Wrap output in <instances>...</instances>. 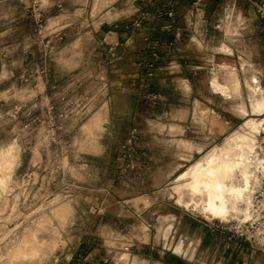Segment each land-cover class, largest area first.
Masks as SVG:
<instances>
[{
    "label": "rangeland",
    "instance_id": "1",
    "mask_svg": "<svg viewBox=\"0 0 264 264\" xmlns=\"http://www.w3.org/2000/svg\"><path fill=\"white\" fill-rule=\"evenodd\" d=\"M238 1L225 0L218 23L232 52L206 69L215 75L209 101L232 126L200 150L168 128L166 92L152 95L150 115L111 117L108 79L119 66L91 28L122 19L136 0H0V264H82V244L109 249L118 263L148 241L169 247L173 202L215 224L244 217L248 194L227 217L213 216L187 186L197 160L264 120L246 84L254 75L264 92V20ZM230 7L233 31L223 17ZM156 66L155 86L166 89L167 67Z\"/></svg>",
    "mask_w": 264,
    "mask_h": 264
},
{
    "label": "crops",
    "instance_id": "2",
    "mask_svg": "<svg viewBox=\"0 0 264 264\" xmlns=\"http://www.w3.org/2000/svg\"><path fill=\"white\" fill-rule=\"evenodd\" d=\"M263 1L248 0L255 10V3ZM225 4V0H136L131 12L122 19L91 28L93 43L107 52L110 47L114 48V64L119 66L117 78L108 79L106 100L111 117L130 119L150 115L156 106L152 95L163 91L168 98V128L182 130L184 143L198 145L202 150L209 139L213 141L229 130L230 120L220 119L219 111L209 101V83L215 75L211 80L206 74L209 65L223 58V52H232L223 42L218 24ZM223 17L226 30L233 31L235 27L229 20L235 18L234 8L230 7ZM153 49L159 55L154 61L156 69L167 67L168 83L163 90L154 83L159 73L155 70L149 75L144 67L153 60ZM243 61L245 65L251 63L248 59ZM103 106L108 109L106 104ZM210 113L213 114L212 132L208 135ZM171 177H177L175 169L169 171V182ZM181 204H172L169 247H154L148 241L135 252H120L118 258L122 263H118L109 249L82 244L75 257H81L82 264H264V251L225 228L231 220L224 222L226 225L202 220Z\"/></svg>",
    "mask_w": 264,
    "mask_h": 264
},
{
    "label": "bare ground",
    "instance_id": "3",
    "mask_svg": "<svg viewBox=\"0 0 264 264\" xmlns=\"http://www.w3.org/2000/svg\"><path fill=\"white\" fill-rule=\"evenodd\" d=\"M246 84L250 90L252 111L262 113L264 92L258 80L251 75L246 79ZM249 125V128L229 136L225 144L214 147L191 167L187 186L192 191V201H199L198 205L204 212L227 217L237 210V202L242 200L249 193L251 185L256 183L262 162L258 133L264 125V120L262 123L259 118L252 119ZM184 185L185 183L179 184L178 188ZM178 200L183 201L181 197Z\"/></svg>",
    "mask_w": 264,
    "mask_h": 264
},
{
    "label": "built area",
    "instance_id": "4",
    "mask_svg": "<svg viewBox=\"0 0 264 264\" xmlns=\"http://www.w3.org/2000/svg\"><path fill=\"white\" fill-rule=\"evenodd\" d=\"M255 7L259 16L264 20V1L255 3ZM109 53L114 55V48L110 47ZM151 55L153 60L145 63L149 75L152 74L151 67L154 61L159 58L158 52L154 49ZM258 139L262 156L260 159L264 162V125L259 131ZM225 228L231 234L243 237L251 245L264 251V165L259 172L258 182L256 181V184L249 190L244 217L240 221L228 223Z\"/></svg>",
    "mask_w": 264,
    "mask_h": 264
},
{
    "label": "flooded vegetation",
    "instance_id": "5",
    "mask_svg": "<svg viewBox=\"0 0 264 264\" xmlns=\"http://www.w3.org/2000/svg\"><path fill=\"white\" fill-rule=\"evenodd\" d=\"M262 127V126H261Z\"/></svg>",
    "mask_w": 264,
    "mask_h": 264
}]
</instances>
